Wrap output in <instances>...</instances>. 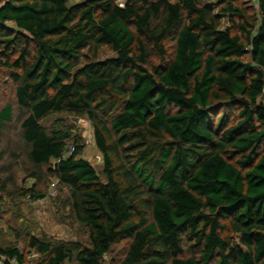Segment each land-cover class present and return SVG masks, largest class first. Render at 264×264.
<instances>
[{
    "label": "trees",
    "instance_id": "16d2710c",
    "mask_svg": "<svg viewBox=\"0 0 264 264\" xmlns=\"http://www.w3.org/2000/svg\"><path fill=\"white\" fill-rule=\"evenodd\" d=\"M256 3V12L240 0L0 5V65L15 84L29 176L41 181L46 166L88 235L86 244L30 236L37 264H104L126 239L120 264H264V0ZM102 47L114 56L99 59ZM12 114L10 103L0 109V140ZM59 114L88 120L100 172L80 157L71 125H43ZM35 182L21 195L44 199ZM0 261L26 256L8 245Z\"/></svg>",
    "mask_w": 264,
    "mask_h": 264
},
{
    "label": "rangeland",
    "instance_id": "374dc122",
    "mask_svg": "<svg viewBox=\"0 0 264 264\" xmlns=\"http://www.w3.org/2000/svg\"><path fill=\"white\" fill-rule=\"evenodd\" d=\"M5 0H0V5ZM83 0H66L68 5ZM174 2L175 0H168ZM216 0H198L201 5H212ZM243 6L250 7L251 12L257 11V3L250 0H240ZM229 15L221 16V27L228 26ZM235 21L237 20L234 18ZM114 56V53L102 47L97 57L105 59ZM15 84L7 75V70L0 65V109L6 104L12 105V121L6 126L0 140V247L14 245L26 256L25 264H37L39 256L27 247L30 236L41 237L46 235L52 239L62 241L78 240L83 244L88 241L87 231L71 215L68 201V191L56 180L46 175V166L42 168V180L35 182L29 176L31 167L26 159L27 146L21 142L19 126V109L14 97ZM58 118L71 125L73 133L81 138L84 148L80 157L88 160L100 172L102 167L101 155L93 142L92 128L85 117L73 118L66 114L54 115L42 120L44 126L49 127ZM231 123V121H230ZM229 123V124H230ZM8 177L9 180H8ZM12 177V178H11ZM7 181V182H6ZM35 182L37 188L46 192L44 199L33 201L21 195L23 190ZM129 240H123L112 246L104 256V264H120L124 257ZM1 264V261H0ZM13 264V263H12ZM64 264H76L64 262Z\"/></svg>",
    "mask_w": 264,
    "mask_h": 264
},
{
    "label": "built area",
    "instance_id": "2783aa9c",
    "mask_svg": "<svg viewBox=\"0 0 264 264\" xmlns=\"http://www.w3.org/2000/svg\"><path fill=\"white\" fill-rule=\"evenodd\" d=\"M250 1L256 3L258 0H250ZM73 150H74V146H71V145H70V146L68 147L67 151H66V154H70V153H72Z\"/></svg>",
    "mask_w": 264,
    "mask_h": 264
},
{
    "label": "water",
    "instance_id": "95a60500",
    "mask_svg": "<svg viewBox=\"0 0 264 264\" xmlns=\"http://www.w3.org/2000/svg\"><path fill=\"white\" fill-rule=\"evenodd\" d=\"M72 120H73V122H74V123L77 121V119H76V118H73Z\"/></svg>",
    "mask_w": 264,
    "mask_h": 264
}]
</instances>
